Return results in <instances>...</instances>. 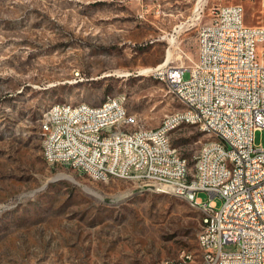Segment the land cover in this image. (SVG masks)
<instances>
[{"label":"rangeland","instance_id":"374dc122","mask_svg":"<svg viewBox=\"0 0 264 264\" xmlns=\"http://www.w3.org/2000/svg\"><path fill=\"white\" fill-rule=\"evenodd\" d=\"M227 4L264 25V0H0V264H177L184 251L201 264L202 209L49 163L40 125L54 103L121 96L136 129H157L184 104L150 70L196 60L199 25ZM213 138L192 124L171 135L191 172ZM255 143L264 147V130Z\"/></svg>","mask_w":264,"mask_h":264},{"label":"built area","instance_id":"2783aa9c","mask_svg":"<svg viewBox=\"0 0 264 264\" xmlns=\"http://www.w3.org/2000/svg\"><path fill=\"white\" fill-rule=\"evenodd\" d=\"M150 74L169 77L170 89L179 100L186 101V108L165 116L166 125H177V118H193L200 128H207L214 137L215 146L202 145L195 157V169L183 167L181 160L156 159V150L164 149V141H157L155 158L162 175V183L155 186L170 188L195 198L196 208L205 209V221L198 235L200 249H204V264H264V147L255 143V134L264 130V25H248L241 4L219 7L212 18L198 27V58L191 63L172 64L164 61L150 70ZM189 75L186 78V75ZM66 113L64 108L56 114ZM46 115L41 124L53 119ZM79 118V126L90 131H107L108 122L132 118L129 110L117 116L115 98H107L99 110L71 113ZM48 144L61 142L67 150H77V160L89 161L82 150L71 149L68 132L73 128L54 131ZM140 133L137 135L138 148ZM130 140L96 141L97 152L101 145H116ZM124 159H130L124 158ZM220 160H230V167H220ZM112 160L92 164L103 175V168H111ZM174 163H181V170H174ZM149 170V165L143 169ZM136 173L112 171V178L134 177ZM112 178L103 179L110 180ZM201 183H208V190H201ZM207 192L211 200L202 201L199 192ZM222 199L217 207L214 198ZM236 249L225 251V245ZM189 260V251L183 252L179 264ZM172 264V263H166Z\"/></svg>","mask_w":264,"mask_h":264},{"label":"bare ground","instance_id":"6f19581e","mask_svg":"<svg viewBox=\"0 0 264 264\" xmlns=\"http://www.w3.org/2000/svg\"><path fill=\"white\" fill-rule=\"evenodd\" d=\"M155 78L160 79L168 83L170 87L169 77L166 75L152 74ZM115 98V106L117 107V116H124V110H128L125 104V98L121 96L108 97ZM186 108V101L180 100ZM104 107V101L98 105L91 103H54L44 113L46 115H53L57 113V110L64 108L66 113L56 114L49 123L41 124V130L46 133V139H53L54 131H60V129L73 128V132H68V143L71 149L82 150L83 157H86L89 161L73 162L72 167L80 170L84 174L96 181H109L103 179L112 178V171H121L122 173H136L134 177H121V179L133 180L141 184H149L155 190L159 192H165L174 194L179 197L187 199L190 204L196 207L195 198H192L190 194H183L179 191H172L170 188H161L155 186L162 183V175L160 173V167L157 162H152L155 158V148H157V141H164V149L156 150V159H167V153L172 155L174 160H181L183 167H189L188 159L183 157L178 148L175 147L171 141V135L175 131V124L166 125V119L162 122L157 129H136L139 125V120L136 115L133 114L132 118L119 119L117 122H108L107 131L96 130L90 131V138H79L89 136V129H82L79 126L78 116L71 114L79 111L99 110ZM43 116V117H44ZM197 125L200 127V123L193 121V118H177V125ZM133 129V130H132ZM203 132L209 135L207 128H200ZM140 133L139 146L140 148L147 149L146 153L144 149L138 148L137 135ZM130 135V140L116 142V145H101V148L96 150V141H114L125 140ZM44 155L46 160L51 164H64L69 165L70 160H77V150H67V156H58V159H53L56 153L66 154V147H61V142H53L48 144V141H44ZM207 147L215 146V139L208 140L203 143ZM130 159H124V158ZM69 158V159H68ZM104 160H112L115 163L111 164V168H103V175H100L98 169L92 164H98ZM143 165H149V170L143 169ZM220 167H230V160H220ZM174 170H181V163H174ZM201 190H208V183H201ZM205 214V209L200 208ZM205 217L203 219V224ZM187 252V251H184ZM195 254L189 251V260L182 262V264H189L194 262ZM170 263V262H166ZM165 263V264H166ZM174 264V262L172 263ZM179 264V261L177 262ZM201 264H204V249H201Z\"/></svg>","mask_w":264,"mask_h":264},{"label":"crops","instance_id":"0c3cea01","mask_svg":"<svg viewBox=\"0 0 264 264\" xmlns=\"http://www.w3.org/2000/svg\"><path fill=\"white\" fill-rule=\"evenodd\" d=\"M186 2H188V0H186ZM185 5H186V7H188L187 3H186ZM197 58H198V57H197Z\"/></svg>","mask_w":264,"mask_h":264},{"label":"trees","instance_id":"16d2710c","mask_svg":"<svg viewBox=\"0 0 264 264\" xmlns=\"http://www.w3.org/2000/svg\"><path fill=\"white\" fill-rule=\"evenodd\" d=\"M128 109V108H127ZM203 224V223H202ZM198 238V237H197ZM197 243H198V239H197Z\"/></svg>","mask_w":264,"mask_h":264}]
</instances>
